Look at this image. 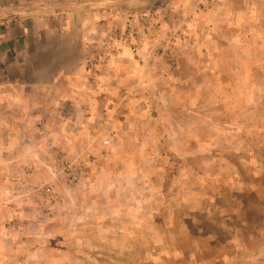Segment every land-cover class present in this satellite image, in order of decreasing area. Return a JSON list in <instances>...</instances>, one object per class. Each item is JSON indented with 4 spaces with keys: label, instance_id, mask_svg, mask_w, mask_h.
<instances>
[{
    "label": "rangeland",
    "instance_id": "obj_1",
    "mask_svg": "<svg viewBox=\"0 0 264 264\" xmlns=\"http://www.w3.org/2000/svg\"><path fill=\"white\" fill-rule=\"evenodd\" d=\"M113 3L20 76L66 99L0 151V264H264V0Z\"/></svg>",
    "mask_w": 264,
    "mask_h": 264
},
{
    "label": "crops",
    "instance_id": "obj_2",
    "mask_svg": "<svg viewBox=\"0 0 264 264\" xmlns=\"http://www.w3.org/2000/svg\"><path fill=\"white\" fill-rule=\"evenodd\" d=\"M113 2L0 0V151L13 150L15 156L22 159L29 156L27 151L34 143L31 126L37 124L41 130L44 125L45 115L35 109L57 110L59 114L56 112V115H64L61 104H65L66 98L61 95L64 93H61V86H56L57 82L22 81L20 76H51L50 70H45L48 66L43 64L47 60L46 52L57 46H82L85 37L73 38V32L85 31L88 28L86 20L104 12ZM25 68L34 71L26 73ZM52 75L60 78L66 74ZM53 94H57V98ZM0 155L4 154L0 152ZM30 163L24 165L25 171L31 170ZM242 250L241 246L234 245V257Z\"/></svg>",
    "mask_w": 264,
    "mask_h": 264
}]
</instances>
